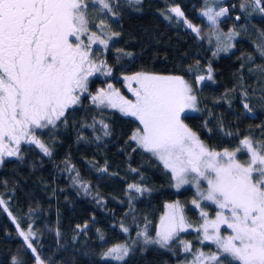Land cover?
Masks as SVG:
<instances>
[{"label":"trees","instance_id":"trees-1","mask_svg":"<svg viewBox=\"0 0 264 264\" xmlns=\"http://www.w3.org/2000/svg\"><path fill=\"white\" fill-rule=\"evenodd\" d=\"M85 2L89 30L110 35L106 48L92 49L93 58L111 69L112 78L97 79L98 85L108 80L123 91V77L138 72L181 76L196 96L195 112L181 118L208 148L235 149L245 137L264 144V13L253 0H108L111 11ZM177 6L183 17L170 11ZM206 7L227 12L213 26L203 15ZM218 32L233 36L229 49H217ZM201 76L205 79L198 81ZM96 118L108 128L93 126ZM136 128H141L137 119L116 111L72 109L55 126L34 133L49 149L48 158L36 144L25 143L17 157L5 159L0 264H13L14 257L19 264H37V257L43 264H182L191 254L181 241H191L193 251L214 250L213 244L201 243L195 229L180 232L168 247L144 243L145 236L154 239L166 203L180 202L193 226L201 216L192 205L194 191L176 189L171 174L131 139ZM67 161L79 185L57 173V165ZM19 229L34 233L35 252ZM117 244L129 247L128 256L103 259ZM225 264L237 262L228 258Z\"/></svg>","mask_w":264,"mask_h":264},{"label":"snow or ice","instance_id":"snow-or-ice-1","mask_svg":"<svg viewBox=\"0 0 264 264\" xmlns=\"http://www.w3.org/2000/svg\"><path fill=\"white\" fill-rule=\"evenodd\" d=\"M92 2L111 11L108 0ZM253 3L264 13V0H253ZM87 8L85 0H0V162L5 154L19 153L22 139L36 144L45 155H51L33 134L34 129L55 126L69 108L79 103L80 95L87 92L88 77L100 70L91 59V45L98 42L106 48L108 40L95 32L88 36V44L81 39L89 32ZM170 11L178 17L184 16L178 6ZM226 12L225 8L214 12L212 7H206L203 15L215 26L217 18ZM184 22L200 34L198 27L187 20ZM260 54L264 56V48ZM208 71L207 78L212 79L210 67ZM104 74L111 75V69ZM124 79L138 85L135 89L129 87L134 100L125 98L109 84L107 89L89 94L92 103L97 107L117 108L124 115L135 117L142 125L131 137L138 147L162 162L178 188L194 183L197 196L218 209L214 219L201 211L204 222L196 231L202 230L203 240L213 242L219 251L208 255L201 252L192 264H204L205 259L225 264L228 258L237 264H264V144H254L250 137H245L240 141L241 147L234 151L212 150L181 118L185 109L196 107L193 89L183 77L138 72ZM204 79L201 76L198 81ZM244 107L247 109L248 105ZM103 126L108 128L107 124ZM6 140L16 147L6 146ZM242 150L248 154L244 163L237 158ZM202 180L207 182L204 190L200 189ZM129 188L141 190L137 185ZM192 203L201 207L198 200ZM2 204L4 201L0 200ZM166 208L169 211L161 217L156 239L145 236V244L168 247L179 232L191 227L179 204L166 205ZM221 226L231 233L221 235ZM20 235L35 252L29 242L31 230L27 234L21 231ZM181 243L185 244L186 252L191 251L190 245ZM129 251L126 244H117L104 252L102 258L123 261ZM36 259L37 264H43L39 257ZM13 264H19L15 257Z\"/></svg>","mask_w":264,"mask_h":264},{"label":"rangeland","instance_id":"rangeland-1","mask_svg":"<svg viewBox=\"0 0 264 264\" xmlns=\"http://www.w3.org/2000/svg\"><path fill=\"white\" fill-rule=\"evenodd\" d=\"M220 9H216L214 12H216V11H219ZM174 15H175V13H173ZM176 16V15H175ZM221 17V16H220ZM176 18H180V17H178V16H176ZM208 20V19H207ZM185 26L186 27H188L187 26V24L185 23ZM189 28V27H188ZM92 33V31L91 30H89V32L88 33H85L82 37H81V39L84 41V43L85 44H88L89 43V41H88V36L90 35ZM96 33V35L98 36V37H100V38H103V39H105V40H109V38H110V35H108V34H106L105 33V31H97V32H95ZM214 37L216 38L215 39V41L217 42V49H223V50H227V49H229L230 48V46H231V42H232V40H233V36H225V35H222L221 33H216L215 35H214ZM103 46L104 45H102V44H100V43H93L92 45H91V48L92 49H94L95 47H100V48H103ZM100 62L101 61H99V60H97L96 59V68H99L100 70L99 71H97V73H96V75H97V77H109V79H110V77H111V75H105L104 73L105 72H107V70L109 69H107L106 68V66H105V64L103 65V64H101L100 65ZM158 75H160V76H178V75H169V74H167V75H161V74H158ZM209 75V71L207 72V76ZM125 77V76H124ZM124 77H123V81H124V85H123V91L122 90H120V94L122 95V96H124L125 98H127V99H129V100H134L135 99V97H134V95H133V93L131 92V91H129V87H131V88H133V89H135V88H137L138 87V85L135 83V81H131V82H129V81H125V79H124ZM112 78V77H111ZM109 82V81H108ZM88 83H89V80H88ZM105 83H106V81H105ZM113 88H115V89H118L117 87H115V86H113ZM97 107V106H96ZM103 109V108H105L106 110H112V111H116V112H118L119 114H121V115H124L123 113H121L120 111H119V109H117V108H111V107H107V106H99V107H97L96 109ZM193 112H195V109H185V111L182 113V115L183 114H188V113H193ZM124 116H126V115H124ZM128 117H131V118H135V117H132V116H128ZM136 119V118H135ZM102 121L100 120V119H98V118H96V119H93L92 120V125L93 126H97V127H99V128H101L102 130H104L105 128H104V122L103 123H101ZM140 123V122H139ZM140 126H141V128H142V125L140 124ZM138 128H136L133 132H132V135H133V133L134 132H136V130H137ZM132 137V136H131ZM134 141V140H133ZM134 142H136V141H134ZM26 142H25V140H23V142H21V144H25ZM30 144V143H29ZM32 144H34V143H32ZM239 147H241V145L239 146ZM39 148V147H38ZM238 148V147H237ZM237 148H235V149H231V150H229V151H234V150H236ZM39 150L40 151H42L40 148H39ZM223 150H220V151H217V152H222ZM43 152V151H42ZM44 153V152H43ZM148 153H150V152H148ZM45 154V153H44ZM152 156H154L152 153H150ZM47 158H48V155H45ZM12 157H17V155H14V156H3L2 157V162L5 160V159H7V158H12ZM156 159H157V157L156 156H154ZM237 158L242 162V163H244V162H246L247 160H248V154L246 153V151H244V150H242V151H240V152H238L237 153ZM158 160V159H157ZM161 164H162V162L160 161V160H158ZM2 162H0V165L2 164ZM162 166H163V164H162ZM164 167V166H163ZM165 168V167H164ZM166 169V168H165ZM170 174H171V172L168 170V169H166ZM56 171H57V173L59 174V175H63L64 177H66L68 180H71L72 181V184L73 185H79V180L77 179V176H76V171H75V168L67 161V162H65V163H63V164H59V165H57V168H56ZM172 176V175H171ZM191 179V178H190ZM172 180H173V178H172ZM173 185H174V187L176 188V189H180V188H191L193 191H194V194H195V200H198L199 202H200V205H201V207H199V208H197V207H195V205H194V207L195 208H197L198 209V211H199V213H201V211H204V212H207L208 213V218L209 219H214L215 218V215H216V212L218 211V209H217V207H216V205L215 204H213V203H211L210 201H206V200H202V199H200V197H198L197 196V187H196V185L194 184V183H187V184H183V185H181L179 188L176 186V182L173 180ZM85 185H83L82 186V190H84L85 189V187H84ZM207 188V182L206 181H201L200 182V189L201 190H204V189H206ZM5 203V202H4ZM170 204H179V206L183 209V205L180 203V202H178V201H175V202H169V203H166L165 205H164V208H163V212H162V214H161V216H160V218H159V220H158V223H157V226H156V232H157V230H158V228H159V225H160V220H161V217L162 216H164L165 215V213L167 212V211H169V209H167L166 208V205H170ZM192 205H193V203H192ZM183 213H184V211H183ZM185 216V215H184ZM200 216H201V214H200ZM12 217V219L15 221V218H14V216H11ZM187 221V220H186ZM204 222V218L201 216V222H200V224L198 225V226H193V225H191V224H189L188 222H187V224H189V225H191V227H187V230H196L197 228H199L200 227V225L202 224ZM186 230V231H187ZM21 231H23L25 234H27L28 232H29V229L28 230H22V229H19L18 230V233H19V236L21 237V238H23L21 235H20V232ZM210 231H211V229H210ZM32 232V231H31ZM181 232H184V231H181ZM180 233V232H179ZM178 233V234H179ZM231 233V230L230 229H227L225 226H221V235H223V236H227V235H229ZM199 234H200V238H201V243H204V242H209V243H211V244H213V247H214V250H212V251H209V252H206V251H204V250H202V249H198L197 251H193V249H192V245H191V241H186L185 243L186 244H188V245H190V247H191V251H187V253H190L191 254V257H190V259L188 260V261H186V262H184V263H182V264H192V262H193V260H194V258H195V256L196 255H198L199 253H205L206 255H208V254H212V253H218V248H217V246L213 243V242H211V241H204L203 240V232H202V230L201 231H199ZM33 237H34V233L32 232V235L31 236H29V242H31V240L33 239ZM24 239V238H23ZM154 239H156V235H155V237H154ZM184 247H185V244H184ZM204 264H214V262H212V261H208L207 259H205V261H204Z\"/></svg>","mask_w":264,"mask_h":264},{"label":"flooded vegetation","instance_id":"flooded-vegetation-1","mask_svg":"<svg viewBox=\"0 0 264 264\" xmlns=\"http://www.w3.org/2000/svg\"><path fill=\"white\" fill-rule=\"evenodd\" d=\"M81 37H82V36H81ZM92 54H93V50H92V48H91V59L93 60V63H94V65H95V67H96V59H95V57L93 58ZM96 73H97V71H94L93 74H92L91 76L88 77V80H89V83H88V90H87L86 93H83V94L80 95V101H79V103H78L77 105L72 106V107L69 108L68 110L77 109L78 111H80L81 109L86 110L88 107H90V109L92 108L93 110L97 108L96 105L93 104L92 101H91V95H95L96 92H97L99 89H101V88H103V89H107V88H108V85L111 84V83L108 82V80H107L106 83H105L104 85H102V84H101V85H98V84L96 83V80H97V79L102 80L103 77H97ZM111 85H112V84H111ZM119 92H120V91H119ZM89 94H91V95H89ZM68 110H67V111H68ZM61 118H62V117H61ZM51 126H52V125H49V126L46 127V128H49V127H51ZM46 128L34 129V133L39 132V131H43V130H45ZM34 133H33V134H34ZM35 137H36V135H35ZM36 138H37V137H36ZM21 142H23V139L21 140ZM21 142H20L19 148H20V146L22 145ZM5 144H6V146L11 147V148H15V147H16V145H15L13 142H11V141H7V140H6V141H5ZM30 144H32V143H30ZM4 156H8V155L5 154Z\"/></svg>","mask_w":264,"mask_h":264}]
</instances>
